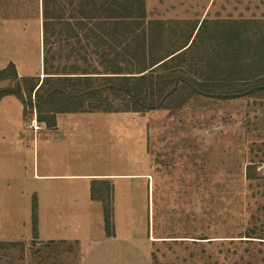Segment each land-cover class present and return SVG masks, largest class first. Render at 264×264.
Returning a JSON list of instances; mask_svg holds the SVG:
<instances>
[{
	"label": "rangeland",
	"instance_id": "rangeland-1",
	"mask_svg": "<svg viewBox=\"0 0 264 264\" xmlns=\"http://www.w3.org/2000/svg\"><path fill=\"white\" fill-rule=\"evenodd\" d=\"M44 3L69 19L50 48L98 59L78 29L91 11L81 0H0V89L23 96L0 98V264H264V232L243 234L264 229V98L222 99L218 82L210 97L178 91L167 108L40 113ZM144 13L179 46L202 20L264 19V0H144ZM226 31L252 58L264 37L259 24ZM252 160L260 177L247 180Z\"/></svg>",
	"mask_w": 264,
	"mask_h": 264
},
{
	"label": "trees",
	"instance_id": "trees-1",
	"mask_svg": "<svg viewBox=\"0 0 264 264\" xmlns=\"http://www.w3.org/2000/svg\"><path fill=\"white\" fill-rule=\"evenodd\" d=\"M81 3L91 11L81 10L79 15L87 23H82L78 29L82 31L84 28L91 34L95 48L92 52L98 58L96 66L81 53L74 57L72 49L64 54L63 44L50 48V37H55V42L60 44L63 42L57 37L66 33L67 29L62 25L67 24L69 19L60 14L53 15L44 3L42 64L45 75L31 87L38 112H137L167 108L164 101L178 91L210 97L213 93L209 91V86L213 87L218 82L227 88L216 95L222 99L256 97L254 92L260 94L257 97L264 98V37L252 58L249 45H237L239 33L226 31L232 24H259L264 29V19L202 20L192 38L190 33L185 42L175 46L169 39H162L164 21L146 20L144 0H81ZM210 24L219 26L220 31L216 32L219 35H215L214 30H208ZM71 31V37L75 39L77 35L73 36L74 31ZM226 32L231 37H220ZM84 37L87 39V34ZM211 44L215 50L210 47ZM71 56L74 57L72 62L69 59ZM56 59L66 61L61 68L51 71ZM78 61L82 63L78 64ZM182 65L187 70H178ZM225 66H228L227 70ZM213 68L219 77H211ZM248 69H253L254 74L244 75L243 70ZM238 82L247 83L237 87ZM8 94L20 99L23 97L19 89H0V98ZM256 165L254 160L247 163V180L260 177ZM263 232L264 229L249 226L243 234L251 238Z\"/></svg>",
	"mask_w": 264,
	"mask_h": 264
}]
</instances>
